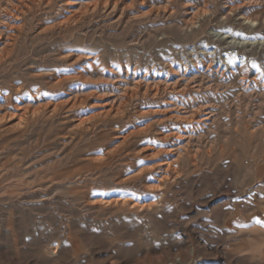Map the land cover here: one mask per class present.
Instances as JSON below:
<instances>
[{"label":"rangeland","instance_id":"obj_1","mask_svg":"<svg viewBox=\"0 0 264 264\" xmlns=\"http://www.w3.org/2000/svg\"><path fill=\"white\" fill-rule=\"evenodd\" d=\"M2 117L0 264H264V0H0Z\"/></svg>","mask_w":264,"mask_h":264},{"label":"bare ground","instance_id":"obj_2","mask_svg":"<svg viewBox=\"0 0 264 264\" xmlns=\"http://www.w3.org/2000/svg\"><path fill=\"white\" fill-rule=\"evenodd\" d=\"M252 24V26H256L257 24L255 23V22H252L251 23ZM227 37V36H226ZM226 37H224V36H222V39H224V40H226ZM263 42H258V44H256V43H251V45H253V46H256V45H260V44H262ZM229 45H234V46H236V47H243V46H245L246 44H248V42H238V41H236V40H232L231 42H229L228 43ZM77 102H75V100L74 101H71L70 102V104H76ZM59 106L58 105H55L54 106V110L55 109H57ZM73 107V106H72ZM58 110V109H57ZM9 118V117H8ZM7 119V117H2L1 119H0V122H3V121H5ZM85 122L83 121V122H81V126H84L85 124H84ZM127 137V136H126ZM168 165V164H167ZM169 166V165H168ZM163 170V169H162ZM167 170V169H166ZM161 171V170H160ZM166 172V171H165ZM164 172V173H165ZM122 201V200H121ZM121 201H119V200H117V201H101V203L102 204H104L105 205V203H107V204H109V205H112V206H118V205H120V203H121ZM124 202V201H123ZM127 202V201H126ZM125 203V202H124ZM108 205V206H109ZM123 205H125V204H123ZM131 205V204H130ZM153 205L154 204H152V205H150L148 208H153ZM126 206V205H125ZM143 208H145V205H140L139 203H135V204H133L132 206H131V209H143ZM150 211V210H149Z\"/></svg>","mask_w":264,"mask_h":264},{"label":"crops","instance_id":"obj_3","mask_svg":"<svg viewBox=\"0 0 264 264\" xmlns=\"http://www.w3.org/2000/svg\"><path fill=\"white\" fill-rule=\"evenodd\" d=\"M263 242V244H264V239L262 238L260 241H259V243H262ZM262 245V244H261Z\"/></svg>","mask_w":264,"mask_h":264}]
</instances>
